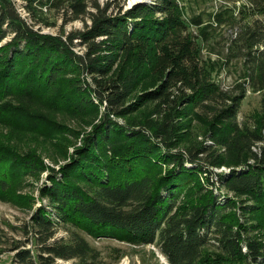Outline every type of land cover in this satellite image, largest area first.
<instances>
[{
	"label": "trees",
	"instance_id": "16d2710c",
	"mask_svg": "<svg viewBox=\"0 0 264 264\" xmlns=\"http://www.w3.org/2000/svg\"><path fill=\"white\" fill-rule=\"evenodd\" d=\"M22 2L26 17L0 0V41L10 34L0 44V122L37 134L41 121L54 125L29 108L59 88L73 116L99 115L59 171L0 144L27 175L54 172L43 188L51 208L31 218L40 262L85 263L81 235L55 237L67 222L153 243L169 264H264V0ZM49 11L60 20L56 34L42 32L53 24ZM76 19L82 27L64 31ZM222 72L232 82L217 80ZM247 86L260 93L259 107L240 122ZM192 119L204 126L201 140H186ZM8 165L0 164L5 197L18 166ZM15 249L18 262H33L28 248Z\"/></svg>",
	"mask_w": 264,
	"mask_h": 264
},
{
	"label": "rangeland",
	"instance_id": "374dc122",
	"mask_svg": "<svg viewBox=\"0 0 264 264\" xmlns=\"http://www.w3.org/2000/svg\"><path fill=\"white\" fill-rule=\"evenodd\" d=\"M98 1L103 2L104 0ZM124 1V7H128L135 2H148L150 0ZM220 1L215 0V3ZM12 2L16 11L21 16L26 17V11L21 9L23 8L22 0H12ZM47 17L48 22L53 24L44 27L42 32L49 34L58 33L60 20L50 11L47 13ZM2 27H5V25ZM81 27L82 21L76 19L67 21L63 29L64 31H68ZM9 37L10 34H7L0 41V44L8 40ZM76 40H73V49L76 52H80L82 47L78 45ZM73 74L70 73L69 75ZM217 80L228 84L232 82L233 75L229 72H222ZM142 87L143 85H141L140 89ZM59 90L55 92L54 97L47 99L45 104L40 103L39 100L35 101L34 105L29 108L48 117L47 119L55 121L54 125L48 120L47 122L41 121L38 125L40 130L38 134L28 130L27 132H21L18 129H14L13 131L11 126H9L10 124L0 122V144L6 143L9 145L8 147L14 148L13 150H16L17 153H21V151L23 153L33 152L43 159L48 165V168L56 171H59L62 165L71 160L74 148L82 145L85 135L92 132V125L99 122V115L93 120H89V118L80 119L73 116L69 109L68 91L60 88ZM259 98V92H253L249 90L248 86L246 87L238 111V120L240 122L244 121L259 107ZM8 100L9 97H6L2 101L5 102ZM99 110L102 112V107ZM135 113L136 116L141 115L142 111L118 116L117 118L113 117V119L123 123ZM192 121V128L195 135L188 136L186 140L203 139L204 126L196 119H192ZM3 148L4 146H0V164L9 166L8 164L10 163L17 164L18 166L12 168L15 176L10 182L12 186L9 187V192L6 193V197L0 196V264H42L37 257L39 245H37L35 236L33 235L31 218L39 208H51L49 199L44 194L43 188L50 185L48 176L54 172L51 169H47L39 173H34L33 175H27L25 171H22L23 168L21 169L16 158L10 161L11 156L15 155L13 154L14 151L12 152L11 150H5ZM13 161L16 163H13ZM146 164L149 165L148 162ZM228 169L227 167L221 166L216 168V171L224 170L227 172ZM79 183L85 184L83 182ZM189 190L190 185L184 189L183 194L178 199L179 206L185 203V201L187 202ZM252 219L253 217L251 216L250 220ZM59 221L60 219H58ZM83 225L86 228L66 222L65 224L59 225L55 234L56 238L62 237V239L69 240L72 233H78L86 240L90 251L87 253L85 263L81 264H169L164 254L153 243L136 245L110 234L98 233L96 230L94 231V226ZM259 234L264 241V230ZM16 246L18 248H28L33 254V262H18L14 256ZM75 262L81 261L77 258L70 260L56 258L52 264H74Z\"/></svg>",
	"mask_w": 264,
	"mask_h": 264
},
{
	"label": "bare ground",
	"instance_id": "6f19581e",
	"mask_svg": "<svg viewBox=\"0 0 264 264\" xmlns=\"http://www.w3.org/2000/svg\"><path fill=\"white\" fill-rule=\"evenodd\" d=\"M24 11V8H21ZM20 10V9H19Z\"/></svg>",
	"mask_w": 264,
	"mask_h": 264
}]
</instances>
